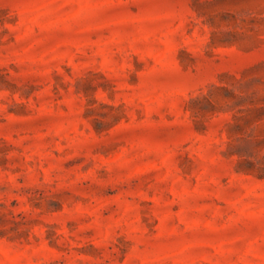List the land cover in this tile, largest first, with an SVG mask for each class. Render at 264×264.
Listing matches in <instances>:
<instances>
[{"label": "rangeland", "instance_id": "obj_1", "mask_svg": "<svg viewBox=\"0 0 264 264\" xmlns=\"http://www.w3.org/2000/svg\"><path fill=\"white\" fill-rule=\"evenodd\" d=\"M0 264H264V0H0Z\"/></svg>", "mask_w": 264, "mask_h": 264}]
</instances>
